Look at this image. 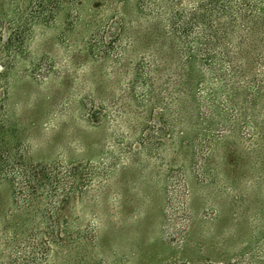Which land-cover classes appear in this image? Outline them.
I'll return each instance as SVG.
<instances>
[{"label":"trees","instance_id":"1","mask_svg":"<svg viewBox=\"0 0 264 264\" xmlns=\"http://www.w3.org/2000/svg\"><path fill=\"white\" fill-rule=\"evenodd\" d=\"M63 6L62 0H0V22L7 29L0 42L4 70L0 73V183L10 187L9 206L0 211V264H96L92 252L99 247L97 227L93 220L82 225L73 210L88 187L96 185L94 199L106 195L122 161L148 151L164 132L171 140L177 135L182 139L178 148L192 154L183 180L181 174L164 180H175L173 189L182 186L189 191L187 173L191 172L196 184L213 187L214 201L232 202L243 191L242 195L252 194L264 202V0H138L137 12L149 23L143 33L146 42L128 33V23L135 33L134 21H128L123 11L117 13L108 38L103 29L87 39L89 56L94 50L112 56L108 59L113 60L114 70L104 71L100 78L93 74L98 82L110 76L115 82V67L120 69L130 53H143L129 59L132 74L119 85V95L98 99L103 113L93 111L95 93L79 101L77 118L83 133L94 128L104 136L101 143L97 136L85 143L84 151H77L82 157L76 159V167L56 159L38 162L25 146L17 152L6 149L7 132L15 130L8 91L17 59L26 52L32 27L48 25L53 11ZM27 10L35 13L26 17ZM109 107L121 115L113 116ZM175 121L180 126L171 124ZM120 123L128 125V132L142 127L138 140L107 134ZM109 139L114 141L112 149ZM230 143L237 145L233 149L236 166L244 156L252 163L247 187L241 170L223 169L214 159ZM74 153L66 151L70 159ZM174 165L170 161V167ZM190 209L185 200V219ZM239 256L229 264H239Z\"/></svg>","mask_w":264,"mask_h":264},{"label":"rangeland","instance_id":"2","mask_svg":"<svg viewBox=\"0 0 264 264\" xmlns=\"http://www.w3.org/2000/svg\"><path fill=\"white\" fill-rule=\"evenodd\" d=\"M62 2L64 6L53 11L55 14L48 25L38 23L32 27L34 34L26 41V52L17 59L8 91L9 118L15 130H5L9 143L6 149L17 152L25 146L38 162L56 159L68 164L71 161L76 167V159L82 157L77 151L86 148L85 143L94 141L97 136L101 143L104 136L94 128L83 133V124L77 118L79 101L84 95L95 93L98 98L94 101L93 111L99 115L103 113L98 99H110L112 93L115 98L119 95V85L132 74L129 59L136 60L143 53H130L120 69L115 67V82L112 76L110 80L102 77L98 82L104 71L114 70L113 60L108 59L112 56L105 57L98 50L89 56L85 41L103 29L108 38L114 32L116 16L121 11L128 21L138 25L132 24L134 34L130 23L127 27L128 33L137 35L140 42H146L143 33L149 23L137 12L138 0ZM24 5L21 1L22 8ZM30 12L27 10L24 15L35 13ZM6 33V23L2 21L0 42ZM3 72L0 55V73ZM44 73L46 78L42 77ZM107 109L113 116L121 115V112H113L115 107ZM120 124L107 134L111 132L118 139L131 135V142L138 140L143 132L142 127L135 126L128 132V125ZM171 124L180 126L179 121ZM185 125L188 127L189 124ZM147 133L153 137L161 136L154 131ZM162 137L160 142L151 143L149 150L140 156L130 154L122 161L116 178L113 177L105 189L106 195L94 199L96 185L88 187L87 195L73 210L74 215L81 217L82 225L93 220L97 227L100 248L92 252L93 259L98 261L96 264H229L239 253L236 258L239 264H264V202H259L258 196L252 194L242 195L243 191L232 202L214 201L213 187L196 184L191 172L187 173L189 191L182 186L173 189L171 184L175 180L169 183L164 180L171 174H181L183 180L184 173L190 170L192 154L190 150L178 148L182 139L177 135L171 140L164 132ZM17 144H21L19 149H14ZM109 144L110 149L115 146L113 139H109ZM135 146L139 147L138 144ZM236 146L230 143L214 159L223 169L237 167L241 170L245 175L242 184L247 187L251 181L252 163L244 156L236 166L233 159ZM67 149L75 152L70 154L73 160L67 157ZM170 161L175 165L170 167ZM185 200L187 209L192 207L186 219L182 211ZM9 203V184L1 182L0 211H5ZM186 225L187 231L183 233ZM172 239H175L174 243L169 241Z\"/></svg>","mask_w":264,"mask_h":264}]
</instances>
